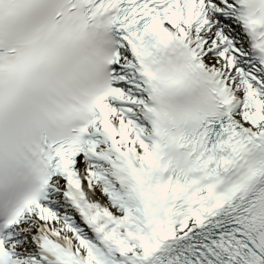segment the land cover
Returning <instances> with one entry per match:
<instances>
[{"label": "snow or ice", "instance_id": "6c2138e0", "mask_svg": "<svg viewBox=\"0 0 264 264\" xmlns=\"http://www.w3.org/2000/svg\"><path fill=\"white\" fill-rule=\"evenodd\" d=\"M0 264H264V0H0Z\"/></svg>", "mask_w": 264, "mask_h": 264}]
</instances>
